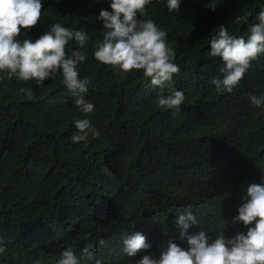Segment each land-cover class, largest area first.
<instances>
[{"label": "trees", "instance_id": "1", "mask_svg": "<svg viewBox=\"0 0 264 264\" xmlns=\"http://www.w3.org/2000/svg\"><path fill=\"white\" fill-rule=\"evenodd\" d=\"M211 2L181 0L169 12L167 0H153L140 17L165 30L176 53L180 72L159 88L142 71L95 60L106 31L99 14L111 11V0H43L39 24L19 39H38L55 23L86 32L83 47L71 41L66 50L86 57L78 68L94 110H78L59 72L42 86L0 72V264H55L70 246L80 264L159 259L169 240L188 249L175 225L184 213L200 223L188 235L206 232L209 243L221 232L246 234L235 217L247 188L264 183V106L249 99L264 95V55L232 94H218L212 80L223 78V63L210 55V41L221 25L247 39L264 0H214L215 10ZM173 89L185 96L175 118L157 105ZM83 118L99 136L73 143L74 121ZM136 232L150 248L128 257L122 238ZM88 243L91 261L81 258Z\"/></svg>", "mask_w": 264, "mask_h": 264}, {"label": "clouds", "instance_id": "2", "mask_svg": "<svg viewBox=\"0 0 264 264\" xmlns=\"http://www.w3.org/2000/svg\"><path fill=\"white\" fill-rule=\"evenodd\" d=\"M152 3L153 0H111V11L101 10L99 14L106 31L102 41L97 42L94 58L121 73L142 71L152 86L163 88L166 84L171 85L180 68L173 62L176 53L167 42V32L154 20L140 18L148 16L147 8ZM180 4L181 0H167L166 6L169 12H177ZM216 5L212 0L209 7L215 10ZM42 9L43 0H0V72H6L9 79L35 81L40 86L56 73H61L62 82L73 95L75 106L87 117L93 112L94 105L85 99L89 80L80 78L78 68L86 57L78 50L70 55L66 50L71 41L83 47L87 33L55 23L38 39H19L22 30L28 37V33L39 24ZM240 19L238 17L236 21ZM256 21L250 27L247 39L230 35L223 25L211 39L210 55L220 58L223 63L220 69L223 78L212 80L218 94H232L252 63L264 55V10L258 13ZM20 92L29 98L32 96L31 89L21 88ZM184 99L183 91L173 89L170 95H160L157 105L162 110H172L175 118L181 112ZM249 99L254 107L264 106V95L249 94ZM74 125L77 133L71 137L73 143L85 141L90 134L99 136L88 118L76 119ZM238 213L235 220L247 228L246 234L238 233L226 239L221 232L211 243L206 232L188 235L191 227L200 225L195 215H178L175 225L180 230V238L187 239L188 249L169 240L159 259L144 255L136 264H264V183H254L247 188ZM122 241L128 257H135L150 248L145 235L139 232L123 237ZM5 251L0 244V254ZM93 255L94 244L88 243L81 258L91 261ZM55 264H80V261L70 246ZM95 264H101V260H95Z\"/></svg>", "mask_w": 264, "mask_h": 264}]
</instances>
